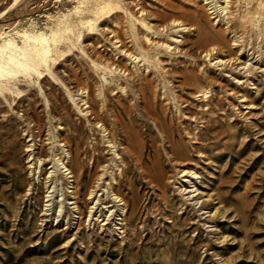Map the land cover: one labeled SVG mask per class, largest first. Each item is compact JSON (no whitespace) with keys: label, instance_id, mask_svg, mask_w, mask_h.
<instances>
[{"label":"rangeland","instance_id":"obj_1","mask_svg":"<svg viewBox=\"0 0 264 264\" xmlns=\"http://www.w3.org/2000/svg\"><path fill=\"white\" fill-rule=\"evenodd\" d=\"M0 264H264V0H0Z\"/></svg>","mask_w":264,"mask_h":264},{"label":"bare ground","instance_id":"obj_2","mask_svg":"<svg viewBox=\"0 0 264 264\" xmlns=\"http://www.w3.org/2000/svg\"><path fill=\"white\" fill-rule=\"evenodd\" d=\"M137 120V119H136ZM133 121V120H132ZM134 123V122H133ZM138 123H140V122H138ZM143 123V122H142ZM142 125V124H141ZM149 128H151V127H149ZM105 138V137H104ZM113 144H115V143H113ZM113 144H109L108 146H110V149H111V152H112V154H114V156H117V152H116V148H115V146L113 145ZM121 157V156H120ZM190 182V181H189ZM90 194H91V198H96V191L95 190H91V192H90ZM119 198V197H118ZM92 208H94V207H92ZM93 214V210H91V213H90V215H92Z\"/></svg>","mask_w":264,"mask_h":264}]
</instances>
